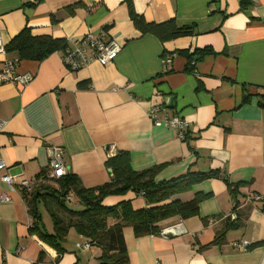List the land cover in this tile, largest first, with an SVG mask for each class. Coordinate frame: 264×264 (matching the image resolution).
I'll return each instance as SVG.
<instances>
[{"label": "crops", "instance_id": "0c3cea01", "mask_svg": "<svg viewBox=\"0 0 264 264\" xmlns=\"http://www.w3.org/2000/svg\"><path fill=\"white\" fill-rule=\"evenodd\" d=\"M129 2L145 23L174 20L178 27L194 25L192 34L162 43L141 33ZM24 27L69 48L88 32H102L120 52L105 66L92 62L76 71L62 63L63 50L41 61L0 54V70L4 61L17 60L15 72L32 75L24 87L0 85L4 173L29 180L48 175L49 146L63 150L66 174L84 188L109 181L104 163L120 151L129 154L133 171L161 166L156 181L219 171L220 177L179 195L182 202L208 195L197 215L158 223L156 236L135 237L124 227L126 264H264V0H251L243 10L239 0H0L3 47ZM203 48L214 54L191 73L185 57L164 64L178 50ZM168 98L172 108L165 105ZM154 105L166 107L159 118L177 115L187 122L186 140L153 124L148 111ZM223 178L244 185L230 193ZM250 195L261 200L249 202ZM11 197L0 203V264H98L100 249L84 248L86 240L73 230L60 256L43 246L28 233L31 219L20 193ZM123 201L134 210L146 206L132 192L102 204ZM234 214L241 226L210 245ZM240 242L249 246L238 250L234 244Z\"/></svg>", "mask_w": 264, "mask_h": 264}, {"label": "trees", "instance_id": "16d2710c", "mask_svg": "<svg viewBox=\"0 0 264 264\" xmlns=\"http://www.w3.org/2000/svg\"><path fill=\"white\" fill-rule=\"evenodd\" d=\"M250 3L251 0H239L240 10L245 9ZM128 10L134 25L141 33L152 34L162 43L192 34L194 25L178 27L174 20L148 24L136 17L130 2ZM4 48L7 53L15 54L19 60L41 61L54 52L64 50L66 43L64 40H53L49 37H33L30 29L24 27ZM213 54L208 48L195 49L192 52L178 50L168 58L171 60L174 56L185 57V71L191 73L197 62ZM260 105L264 107V103ZM104 165L110 179L94 188L82 187L78 178L71 174L59 179H51L45 172L39 174L36 179L40 182H37L33 191L21 196L31 219L28 233L60 256L65 252L63 243L68 231L73 230L86 240L88 247L92 245L100 249L98 264H126L128 258L122 235L124 227H130L135 237L159 235L158 223L172 217L187 219L197 215L199 204L208 196L196 194L191 200L182 202L178 198L180 194L189 192L194 185L220 177L219 171L206 173L187 171L169 180L156 181L155 177L161 166L133 171L130 156L124 151L107 158ZM38 180L34 179V182ZM222 180L230 193L244 185L229 184L224 178ZM129 192L141 196L146 206L134 210L128 201L110 207L102 204L107 197L123 196ZM69 197L75 200L73 208L66 204L72 202ZM39 204H42L50 217L51 232L45 231L41 224ZM108 219L115 220V223L109 226ZM240 226L241 222L235 214L233 219L227 218L223 231L210 245L221 243L227 231ZM42 255L43 253H40L39 259Z\"/></svg>", "mask_w": 264, "mask_h": 264}, {"label": "built area", "instance_id": "2783aa9c", "mask_svg": "<svg viewBox=\"0 0 264 264\" xmlns=\"http://www.w3.org/2000/svg\"><path fill=\"white\" fill-rule=\"evenodd\" d=\"M120 52V46L116 42L109 40L105 41L104 33L99 32L93 34L88 32L85 36L77 42L73 47H66L62 54L61 60L64 66L71 71H76L88 66L92 62H96L101 66H105L112 62L117 54ZM5 50L0 42V54L4 55ZM170 62L169 58L164 59V64ZM17 60L4 61L2 69L0 70V85L10 84L14 86L24 87L32 80V75L18 74L15 72ZM166 112V107L154 105L148 111V117L156 126H163L176 132L177 137L180 140L185 139L188 124L185 120L177 115L164 116L159 118L160 113ZM5 126V122L0 120V132ZM48 154V168L49 178L59 179L66 175V169L63 162V150L58 146H49L47 148ZM6 170V164L0 158V203L12 202V195L19 192L23 194H29L33 191L37 182L22 178L17 175H9L4 173ZM4 187V189L1 188ZM250 202L260 201V197L256 195H250L247 197ZM247 242H240L234 244V247L238 250H244L248 247ZM88 248V244L83 246ZM22 248H17L16 253H21Z\"/></svg>", "mask_w": 264, "mask_h": 264}, {"label": "rangeland", "instance_id": "374dc122", "mask_svg": "<svg viewBox=\"0 0 264 264\" xmlns=\"http://www.w3.org/2000/svg\"><path fill=\"white\" fill-rule=\"evenodd\" d=\"M74 202H75V200L73 199L72 202H67L66 204H67V206L73 208ZM39 212L41 213V216H42L41 224L44 227V230L47 232H50V230L48 231V228L52 227L51 220H50V217L47 214V212L44 210L42 204H39Z\"/></svg>", "mask_w": 264, "mask_h": 264}, {"label": "water", "instance_id": "95a60500", "mask_svg": "<svg viewBox=\"0 0 264 264\" xmlns=\"http://www.w3.org/2000/svg\"><path fill=\"white\" fill-rule=\"evenodd\" d=\"M165 105H166L168 108H172V99H171V98H168V99L166 100Z\"/></svg>", "mask_w": 264, "mask_h": 264}]
</instances>
